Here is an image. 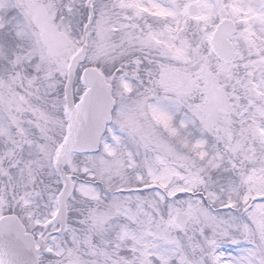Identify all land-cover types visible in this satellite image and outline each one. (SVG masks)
I'll use <instances>...</instances> for the list:
<instances>
[{
  "label": "snow or ice",
  "instance_id": "obj_1",
  "mask_svg": "<svg viewBox=\"0 0 264 264\" xmlns=\"http://www.w3.org/2000/svg\"><path fill=\"white\" fill-rule=\"evenodd\" d=\"M0 264H264V0H0Z\"/></svg>",
  "mask_w": 264,
  "mask_h": 264
}]
</instances>
